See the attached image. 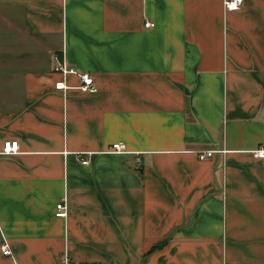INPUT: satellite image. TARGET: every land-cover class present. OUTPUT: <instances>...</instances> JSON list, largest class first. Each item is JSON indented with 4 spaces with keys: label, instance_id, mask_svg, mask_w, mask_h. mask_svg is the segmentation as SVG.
Listing matches in <instances>:
<instances>
[{
    "label": "crops",
    "instance_id": "1",
    "mask_svg": "<svg viewBox=\"0 0 264 264\" xmlns=\"http://www.w3.org/2000/svg\"><path fill=\"white\" fill-rule=\"evenodd\" d=\"M257 148L264 0H0V264H264Z\"/></svg>",
    "mask_w": 264,
    "mask_h": 264
},
{
    "label": "built area",
    "instance_id": "2",
    "mask_svg": "<svg viewBox=\"0 0 264 264\" xmlns=\"http://www.w3.org/2000/svg\"><path fill=\"white\" fill-rule=\"evenodd\" d=\"M242 0H222V9L224 11H234L237 10L240 5H241ZM144 27H151L152 23L149 21H145L143 23ZM55 71L58 72L62 79L56 81L53 83V88L55 90H66L68 87L66 86L63 77H65L68 74L75 75L78 80V84L75 87L76 90L83 92V93H94L96 91V87L93 83V80L90 75L86 73H78L75 69L68 67L63 61H58L56 66H55ZM17 150V142L16 141H4L2 144V153L4 154H11L16 152ZM110 152L113 153H127L128 151L125 149V145L121 142H116L112 143L109 146L108 149ZM213 153V150H205L199 153L197 156L198 158L201 159H206L211 154ZM252 157L253 158H263L264 157V149L262 148H257L252 151ZM136 162H139V159L136 158ZM81 164H87L88 160L87 159H80ZM55 216L57 217H64L66 215V210H65V203L63 199H60L57 201L55 204ZM0 252L1 255H9V249L6 245L5 242H3L0 245ZM67 257L66 255H63L62 262L66 263Z\"/></svg>",
    "mask_w": 264,
    "mask_h": 264
}]
</instances>
